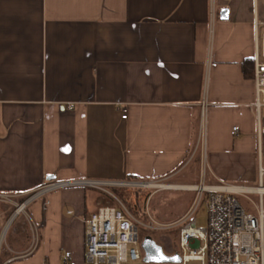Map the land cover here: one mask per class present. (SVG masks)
<instances>
[{
    "label": "crops",
    "instance_id": "crops-1",
    "mask_svg": "<svg viewBox=\"0 0 264 264\" xmlns=\"http://www.w3.org/2000/svg\"><path fill=\"white\" fill-rule=\"evenodd\" d=\"M262 32L264 0H0V264L80 260L82 219L113 205L77 185L20 206L47 176L173 177L205 135L206 182L233 177L264 116Z\"/></svg>",
    "mask_w": 264,
    "mask_h": 264
},
{
    "label": "built area",
    "instance_id": "built-area-1",
    "mask_svg": "<svg viewBox=\"0 0 264 264\" xmlns=\"http://www.w3.org/2000/svg\"><path fill=\"white\" fill-rule=\"evenodd\" d=\"M253 106L259 113L264 110V32L256 35L254 54ZM205 99L200 108L204 116ZM126 115L122 117L125 118ZM232 133L236 131L233 127ZM203 161L205 164V141L203 139ZM258 145L254 154L245 160V166L234 177H225L208 169L212 183L206 182V166L201 171L199 188L195 189V199L187 211L176 221L162 228L178 227L177 264H264V116L258 128ZM256 176V184L235 183L258 188L257 190L237 191L228 189V179L244 181L250 171ZM222 176V177H221ZM165 178H163L164 180ZM162 180V179H160ZM156 180V181H160ZM234 180V181H235ZM153 181H101L92 179L49 180L35 189L20 206L29 200L72 186H88L103 191L104 186H131L137 189L148 188ZM261 189V190H260ZM250 196H255L256 201ZM240 197L247 198L252 210L246 208ZM207 206V225L199 227L195 213L201 201ZM71 214V211H67ZM141 211L134 210L116 199L114 205H103L82 219L85 225V248L80 260L64 257L62 264H148L143 262L144 251L139 239V227L153 231L156 222L142 219ZM143 214V213H142Z\"/></svg>",
    "mask_w": 264,
    "mask_h": 264
},
{
    "label": "rangeland",
    "instance_id": "rangeland-1",
    "mask_svg": "<svg viewBox=\"0 0 264 264\" xmlns=\"http://www.w3.org/2000/svg\"><path fill=\"white\" fill-rule=\"evenodd\" d=\"M203 150V143L201 141L189 165L173 177H166L164 180L156 179L160 181L137 179H128L125 181H153L154 183L165 184L186 183L198 185L197 183L201 180V171L204 166ZM241 169L242 168L237 167L235 164L234 167L226 169L225 171H228L229 174H233L234 177ZM245 176L246 174L244 175V178H246L244 181H238L235 180V178H227L226 182L230 184L257 183L256 176L254 177L252 170L248 173L247 177ZM205 183H212V181H207ZM104 189L107 190L106 192L108 194L109 200L106 199L107 204H116V199L122 201L127 206L136 203L137 206H135L134 210L139 209L143 213H141L140 216L145 222L149 221L148 216L156 222L157 228L153 231L139 227V239L145 235H151L158 244L163 245V249L167 254L178 252V227L166 229L162 228V226L178 220L187 211L195 199L196 192L194 190L161 189L158 187L137 189L131 186H119L114 184L104 186ZM250 198L256 201L255 196H250ZM239 199L246 208L252 210L247 198L240 197ZM194 216L199 227H205L207 225V206L205 199L199 204Z\"/></svg>",
    "mask_w": 264,
    "mask_h": 264
},
{
    "label": "water",
    "instance_id": "water-1",
    "mask_svg": "<svg viewBox=\"0 0 264 264\" xmlns=\"http://www.w3.org/2000/svg\"><path fill=\"white\" fill-rule=\"evenodd\" d=\"M221 19H225L228 16L227 9H221L219 14ZM53 176H47L50 180ZM144 251L143 262L148 264H177L180 262V256L178 253L167 254L163 247L158 244L151 235H145L141 243Z\"/></svg>",
    "mask_w": 264,
    "mask_h": 264
},
{
    "label": "bare ground",
    "instance_id": "bare-ground-1",
    "mask_svg": "<svg viewBox=\"0 0 264 264\" xmlns=\"http://www.w3.org/2000/svg\"><path fill=\"white\" fill-rule=\"evenodd\" d=\"M228 189L237 190V191H247V190H257L258 188L243 186V185H235V184H227L225 185ZM150 187H158L161 189H182V190H195L199 188V185H178V184H165V183H151ZM261 190V189H260Z\"/></svg>",
    "mask_w": 264,
    "mask_h": 264
},
{
    "label": "trees",
    "instance_id": "trees-1",
    "mask_svg": "<svg viewBox=\"0 0 264 264\" xmlns=\"http://www.w3.org/2000/svg\"><path fill=\"white\" fill-rule=\"evenodd\" d=\"M133 179V178H132ZM135 206H137L136 205V203H134V205H130V206H128L129 208H131V209H135ZM161 246L163 247V245L161 244ZM164 250V249H163Z\"/></svg>",
    "mask_w": 264,
    "mask_h": 264
}]
</instances>
